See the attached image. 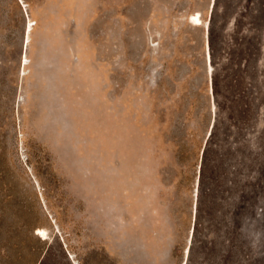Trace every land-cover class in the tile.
Masks as SVG:
<instances>
[{"label": "rangeland", "instance_id": "rangeland-1", "mask_svg": "<svg viewBox=\"0 0 264 264\" xmlns=\"http://www.w3.org/2000/svg\"><path fill=\"white\" fill-rule=\"evenodd\" d=\"M2 206L48 264H264V0H0Z\"/></svg>", "mask_w": 264, "mask_h": 264}, {"label": "trees", "instance_id": "trees-1", "mask_svg": "<svg viewBox=\"0 0 264 264\" xmlns=\"http://www.w3.org/2000/svg\"><path fill=\"white\" fill-rule=\"evenodd\" d=\"M215 93L216 89H215ZM244 95V92L239 91L237 92L236 99L239 100L240 97ZM219 106V103H217ZM247 109L250 108V104L246 101L244 103ZM243 106V105H242ZM243 111V107L239 110V112ZM248 111V110H247ZM246 111V113H247ZM233 118V117H232ZM233 120V119H232ZM221 128L219 122H218V116L211 127L209 139L206 143L205 148L203 149V157H202V164L200 169L201 179L204 176V172L206 173V168L208 167L209 161H213V166L209 167V171L211 172V175L214 180V184H219V174L222 171V168L225 164H223L221 161L220 163L217 162L218 158H211L209 159V150H214L215 148H218L220 151H225V156L228 158V156H236L238 154V150H236L238 144L241 145L244 142L248 144L249 140V134L245 137L239 136V131L234 132V126L230 127L229 134H226L223 136L224 140L217 139V135L219 132V129ZM244 129L245 128H240ZM221 134V133H220ZM228 142V145H227ZM250 150L254 151L256 148V145L250 146ZM201 148V147H200ZM200 153V149L198 151ZM252 153H247L246 160L244 158L243 165L249 166V160H251ZM240 160L235 161V163H239ZM251 162H254L251 160ZM257 162L254 166V168H258ZM237 164H233L229 166V171H227L228 178H227V185L231 184L232 181H230L231 174L234 172L233 170L237 167ZM239 165V164H238ZM233 171V172H232ZM209 172V173H210ZM218 183V184H217ZM4 205V204H2ZM4 206L0 207V264H48L46 261L48 256L47 252L48 249L44 250L42 247H35L30 245L24 237L21 235V232L24 228V226L15 227L13 224H8L5 221V214H4ZM249 220H245L244 223V232L249 235L253 231V226ZM47 262V263H46ZM186 264V263H185Z\"/></svg>", "mask_w": 264, "mask_h": 264}, {"label": "bare ground", "instance_id": "bare-ground-1", "mask_svg": "<svg viewBox=\"0 0 264 264\" xmlns=\"http://www.w3.org/2000/svg\"><path fill=\"white\" fill-rule=\"evenodd\" d=\"M191 22L195 25L200 24V16H199L198 12L192 15ZM30 23H31V21L28 20L27 26L25 27V35L23 38V45H25V47H27V45L29 43V33H30L31 27H32V25ZM206 27H207V25H206ZM206 45H207V42H206ZM26 61H27V57H26V54H24L23 59H22V63L24 64ZM208 64H209V61H208ZM40 232H43V230L40 229ZM186 256H187V252L185 253V258H186Z\"/></svg>", "mask_w": 264, "mask_h": 264}, {"label": "water", "instance_id": "water-1", "mask_svg": "<svg viewBox=\"0 0 264 264\" xmlns=\"http://www.w3.org/2000/svg\"><path fill=\"white\" fill-rule=\"evenodd\" d=\"M23 46H24L23 50L25 51V49H26V48H25V45H23ZM24 51H23V52H24Z\"/></svg>", "mask_w": 264, "mask_h": 264}]
</instances>
